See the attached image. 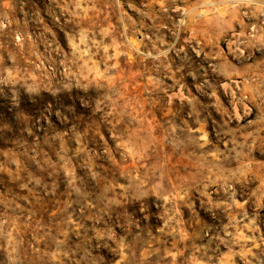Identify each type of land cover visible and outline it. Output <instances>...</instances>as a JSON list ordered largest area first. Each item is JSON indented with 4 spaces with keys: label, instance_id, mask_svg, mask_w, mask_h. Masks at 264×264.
Listing matches in <instances>:
<instances>
[{
    "label": "rangeland",
    "instance_id": "rangeland-1",
    "mask_svg": "<svg viewBox=\"0 0 264 264\" xmlns=\"http://www.w3.org/2000/svg\"><path fill=\"white\" fill-rule=\"evenodd\" d=\"M0 264H264V0H0Z\"/></svg>",
    "mask_w": 264,
    "mask_h": 264
}]
</instances>
